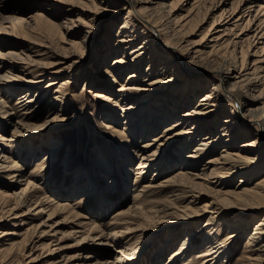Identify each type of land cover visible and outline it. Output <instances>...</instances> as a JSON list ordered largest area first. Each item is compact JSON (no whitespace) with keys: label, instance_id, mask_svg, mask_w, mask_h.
Masks as SVG:
<instances>
[{"label":"bare ground","instance_id":"obj_1","mask_svg":"<svg viewBox=\"0 0 264 264\" xmlns=\"http://www.w3.org/2000/svg\"><path fill=\"white\" fill-rule=\"evenodd\" d=\"M5 1L7 0H0V3ZM49 1L54 2L53 8L60 7L66 14L81 12L86 16L88 20L77 25L78 30L75 32L73 29L77 26L70 25L72 20L63 27L71 35L84 33V40L90 33L88 28L103 19L105 11L113 3V0H89L93 7L85 4L80 7L75 0ZM118 2L119 7L109 9L106 17L112 22L109 27H115L118 21L121 22L117 25L115 35L109 32L103 37L105 43L99 48L103 49L99 51L97 48V53L95 52V61L100 65L95 64L92 68L94 72L91 70L90 79L88 77L87 80L91 86L104 80L111 84L93 92V95L109 106L103 110L102 115L109 121L103 123L104 129L100 133L105 139L104 143L117 149L113 154L117 158L118 170L123 168L127 177H131L133 171L130 166L138 159L136 172H133L132 205L127 210L115 213L109 231L105 232L102 223L83 213V204L71 203L73 195H87V198L100 199V209L104 212L105 192L115 189L109 156L100 150L94 139L95 144L88 153L95 178L89 175L90 178L81 184L76 181L69 187L62 186L56 197L48 195L44 182L40 180L57 164L54 160L64 149L62 140H53L52 144L45 141V146L46 143L51 145L47 153H44V147L35 150L31 144L28 153L37 155L39 151L38 154L42 153V156L37 166L27 173L26 163L22 164L16 159L24 151L25 142L32 141V136H50V132L56 131L54 125L57 123H74L81 119L76 111L70 113L73 107L71 102L80 101L72 92V87L78 80L74 79V74L61 80L65 68L56 69L55 63L42 61L41 57L50 53L29 34L43 31L45 38L52 40L57 34L56 24L45 19L40 12L27 20L28 18H16L14 12L9 13L0 8V45L3 46L2 42L24 45L29 52L41 56L30 66V55L22 57L15 52L4 54L0 51V185L6 188L0 190V225L10 221L11 216L27 215L29 212L21 213H24L22 207L29 206V211L40 208V213L47 209L48 220L52 221L56 215L62 214L64 219L77 224L74 235L80 233L79 245H84L86 239L91 237L106 238L108 242L118 246L119 255L115 259L96 257L94 264H129L139 259L141 250L151 247L152 242L163 231L168 230V234L160 246L159 258L174 245L178 240L173 231L174 225L171 222L166 225L159 222L171 215L175 217L172 218L174 223L182 224L183 228L190 229L192 225L197 227L186 234L179 247L171 252L169 261L164 264H173L178 260L182 264H238L244 258L248 264H263L264 218L249 233L244 253L236 261L233 259L232 244L244 235L247 227L242 226L244 222L241 220L239 223L231 222L233 230L226 239H222L219 237L222 225L219 221H226L222 213L227 211L229 205L233 206V202L246 204L248 208L264 206V174L254 186L241 179L242 184L224 189L231 186L228 179L232 180L238 173L243 175L242 178H248L251 173L255 175L260 170L264 171V0H238L230 13L223 10L219 18L221 22L225 21L226 30L232 32L238 40L230 39L224 43L225 40L220 41L224 36H215L208 51L199 49L184 38L188 20L185 22L186 19L174 17L176 8L172 3L159 0ZM225 4L226 0H221L211 9L218 10ZM237 27H241V32H234ZM223 31L226 35L227 31ZM245 31H248L247 35L251 34L245 38L246 44L241 36ZM58 33L62 41H65L64 33ZM112 37L117 38L113 45L110 43ZM9 39L13 40L10 42ZM66 42L71 46L79 44L71 40ZM226 51L232 56L226 57ZM71 56H74L77 64L86 58V55L76 51L71 52ZM111 56L113 58L110 62ZM13 70L18 71L19 75H11ZM46 81L48 82L43 85ZM19 90L25 91L12 109L13 97ZM88 93L92 91L88 90ZM85 105L86 102H83V114L89 113ZM118 110L122 111L120 118L123 121L118 117ZM41 116L45 118L44 122L30 124L31 120ZM164 123L167 125L163 128ZM12 125L14 130L10 133L9 127ZM161 128L163 130L160 134L152 136ZM138 135L151 138L138 145L135 141ZM183 140L186 141L179 149L176 148L179 154L169 156L170 159L173 158V162L165 158L168 148ZM220 144H223V148L219 154L206 161V157L214 153ZM68 154L69 152L65 157L66 167L69 165ZM203 162L206 163L200 168ZM154 167L155 174L158 170L159 174L170 169L176 170L171 171L163 180L155 176L148 179L147 173ZM196 170L201 172L196 173ZM108 172L111 173V178H107L106 186L100 187L96 175L103 179ZM81 174L83 175L82 172ZM195 178L203 179V182L196 181L195 187L205 185L204 182L220 186L221 189L216 192L225 194L223 200L228 203L216 208L208 204L205 205L206 209L196 210L195 205L204 193H194L190 180ZM19 184L23 186L16 191L15 187ZM188 209L195 211L190 213ZM205 213L210 214L209 218L198 227V218ZM24 220L22 218L19 225H25ZM39 225L45 223H38L33 228H39ZM56 225L50 223L47 226L50 231H55ZM83 233L86 235H81ZM8 235H18V231L0 230L2 242L13 239ZM130 236L131 243L127 242ZM198 238H201V244L196 247L194 242ZM15 245L14 241L9 244L7 242L6 247L0 245V262L18 257ZM200 247L203 249L200 250ZM48 248L54 253L50 246ZM196 248L199 250L193 256L191 252ZM25 254V250L21 251V255ZM24 261L20 259L17 264H23Z\"/></svg>","mask_w":264,"mask_h":264},{"label":"rangeland","instance_id":"obj_2","mask_svg":"<svg viewBox=\"0 0 264 264\" xmlns=\"http://www.w3.org/2000/svg\"><path fill=\"white\" fill-rule=\"evenodd\" d=\"M76 1L79 2L78 5L80 7H82L83 4L88 5V7L90 6L93 7V5H90L91 2L89 3V0H75L74 2ZM159 1L167 2L168 4L172 3L176 8L174 17L181 18V20L186 19L185 22H187L188 20V22L185 25L186 29L184 28L185 31L184 38L186 37V39L190 43L195 44L199 49L203 51L209 50V46L213 44V39H215V36L218 35L224 36L220 40L221 42L225 40L224 43L230 39L238 40V38L236 39L235 35L232 34V32L230 31L228 32V30H226L227 25L224 23L225 21L221 22L219 18V15L223 10L230 13L233 10V5H235L238 0H226V4L222 8L215 11L214 9L212 10L211 8H214V6L217 5L219 2H221V0H159ZM53 3H54L53 1H49V0H7L4 3H0L1 9H5V11L9 13L14 12V15L17 16L16 18L19 19L28 18L27 20H29L30 16L40 12L43 13L45 19H49L54 24H56L57 27L55 28V31L57 34L52 40H47L45 38V34L43 35V31H34L29 33L32 38L38 40V42L41 44V47L47 48L50 55L42 56V57L37 56L36 53L29 52L24 45H19V46L9 45L3 42L1 43L3 46L0 45V51L1 53L4 54L5 53L7 54L9 52H15L20 54V56L22 57H25L26 54L30 55V60L27 59L30 62V66L33 65L34 60L36 61L40 57L43 58L42 61L53 62L55 63L54 66H56V69L65 68L63 69L65 71V74L62 75L61 80H64L68 76L74 74L73 76L76 77L74 79H77L78 81L74 83L72 87L73 90L72 92L78 96L80 101L78 103L71 102V104H73V107L70 109V113L73 114L76 111L81 117V119L76 120L74 123H67V124L57 123L56 125L58 126L54 125L56 131H54L53 133L50 132V136L41 137L42 134L41 136L39 135L36 138L32 136V141L28 140L27 142H25L23 147L24 151L22 152V154H18L16 159H18V161H21L20 163L22 164L26 163V173H27L30 170L34 169L35 166H37V163L40 157L42 156L41 155L42 153L38 154L39 151L37 155L28 153V149L29 146H31V144L34 146L35 150L44 147L43 151L44 153H47L50 149L51 146L50 144H52L53 140L56 139L62 140V143L64 144V149L58 154L57 158L54 160L56 161L57 164L51 167L50 173L45 174L44 177L40 180L41 182H44L46 186V192L48 193V195L52 196L53 194L56 197V195H58L59 192L61 191L60 188L62 186L69 187L71 184L73 185L76 181L78 183L80 182L81 184V182L83 181L85 182L88 178H90V176L92 178H95V172L94 170H92V165L88 151L91 152V148L95 144L94 140H96L97 144L100 147V150H102L104 153L108 154L109 156L108 157L109 162L113 167L112 176H113V180L115 181L114 182L115 189H113L112 192L109 190L105 192V197H103L105 200V202L103 203L104 212H102L100 209L101 200L100 199L97 200V198L96 199L92 197L87 198V195L80 196V194L78 193L77 196L73 195L70 201L71 203L80 202V204H83L85 210V212L83 213H85V215L87 216H91L92 219L98 220L99 223H102V227L104 228L105 232H108L110 228V223L112 222V216L118 211L127 210L129 206L132 205L133 203L132 202L133 201L132 195L134 190L133 182L135 178V173L133 174V172H136L135 166L138 162V159H135L130 166V168L133 171L131 177L129 178L127 177V174L123 168L120 167L121 169L118 170L116 164L117 158L114 155L117 149L116 147L114 148V146H108L107 143H104L105 139L100 133L104 129L103 123L109 121L106 120L104 117H102L103 110L105 111V109L109 108V106H107L105 102L95 99L93 95V92H96L97 90H101L102 87H106L111 84H109V81L104 80L102 82H97L96 86L94 84H92L91 86V84L88 83L89 80H87V78L90 76V72L92 68L95 67V64L98 66L100 65V63L99 64L96 63L95 57L97 50L102 46V43L103 44L105 43V41H103L104 40L103 37L105 36V34H109V32H111L112 35H115L116 30L118 29L117 25H119V23L121 22V20L118 21L115 27H109L111 20L108 17H106L107 16L106 13L109 11V9L113 10L116 9V7H119L120 3L118 2V0H113L112 5L108 7L107 10L105 11L104 18L100 19L97 23L92 24L91 28H88L90 30V33L88 34L86 40H84L85 38L83 36L84 33H80V35L79 34L71 35L67 33L66 30L63 28L66 23H69L70 20H72L71 22L72 24L70 25H76V26L79 25L84 20L85 21L88 20L86 16H84L81 12H77L74 15L66 14V12L61 10L60 7L53 8L52 7ZM96 7L100 8L98 6ZM230 22L228 24H230ZM77 28L78 26L73 29V32L78 30ZM109 29L112 30L108 31ZM223 30L227 31L226 35H224L225 33H223L224 32ZM57 31L64 33L65 41H62L63 39L61 35L59 36V33ZM234 32L237 33L241 32V27L235 28ZM247 32L248 31H245V33L241 35L243 36L242 39H244V41L248 35H251V34L247 35ZM9 40L11 42L13 39H9ZM66 40L77 41L79 44L71 46L66 42ZM110 40H111L110 43H112L113 45V43L117 40V38L112 37V39ZM246 43L247 42L245 41L244 44ZM102 49H99V51ZM73 51L74 52L76 51L78 54L86 55V58L82 63L77 64L74 62L75 58H73L74 56H71V52ZM224 53L226 57L232 56L229 53V51H226ZM112 58L113 56L109 58L110 62ZM15 59L18 58L15 57ZM238 59L240 62L241 61L240 53H238ZM20 68H21V64H20ZM92 72L94 71L92 70ZM11 75H19V73L18 71L13 70L11 71ZM47 82L48 81H46L43 85H45ZM114 88H117V86H114ZM88 90H91L92 93L89 94ZM23 91L25 90H19L16 96L13 97L14 101H12L11 103L12 109L14 108L13 105H15V102L21 99L20 97L23 95L22 94ZM83 102H86L85 105L86 110L89 113L86 114L82 113ZM121 115H122V111L118 110V117L121 121H123L122 117L120 118ZM44 121L45 118L41 116L39 119L35 118L34 120H31L30 124H34V125L41 124ZM165 125H167V123H164L162 127L164 128ZM163 128L157 130L152 136L160 134ZM9 129H10L9 131L10 133L13 132L14 126L13 125L10 126ZM139 136L140 135H138L137 138L135 139L138 145L142 144L143 142L151 138L148 136L147 137L146 136L139 137ZM45 141H47L50 144L46 143L45 146L44 144ZM185 141L186 140H183L182 142L177 143V145L170 146L168 148L165 158H168V160L173 162V158L170 159L169 156H171L172 154H179V151L176 148L179 149ZM27 143L28 145H26ZM193 145H195V143ZM192 148L194 149V146ZM221 148H223V144L222 145L220 144L214 153L208 155L206 157V161L219 154V152L222 150ZM67 151L69 152L68 154L69 165L66 167L67 162H65V157L66 154L68 153ZM184 152H186V150ZM1 156L2 154H0V157ZM205 163L206 162H203L200 165V168H203ZM174 170L176 169H172V170L170 169L169 171H164V172L162 171L161 174H159V170H158L157 173L155 174V167H154L153 169L148 171L147 178L150 179L151 177L155 176L156 178L163 180L171 173V171ZM81 172L83 173V175L81 174ZM195 172L200 173L201 170H196ZM263 174L264 171L260 170L259 172H256L255 175L251 173V175H249L250 177L245 178L244 176L242 178L243 175L238 173L234 177H232V180L231 178L228 179L229 180L228 182H230L231 186L226 187L224 189L226 190L231 189L232 187L237 186L238 184H242L241 179L249 183H252V186H254L255 183L258 182V180L260 181L262 179L261 176ZM79 176H81V178ZM96 178L98 182L101 184L100 187L106 186L107 178H111V173L109 172L108 174L106 173V176L102 177L103 179H100L101 178L100 175L99 176L96 175ZM196 181L203 182V179L195 178L190 180V184H192L194 190L196 191V192L194 191V193L197 195H199V193L202 192L204 193V195H201L202 197L201 196L199 197L200 198L199 203H196L195 205V207H197L196 210L206 209L205 205L208 204L211 207L213 206L212 208H216L222 206V204L225 206L228 203L227 201L223 200L225 194L216 192V190L221 189L220 186L216 187V184L213 185V183L204 182L205 185H200V186L196 185L195 187L194 183ZM144 183L145 182H143V184ZM22 186L23 184L22 185L19 184L18 186H16L15 187L16 191H19V189ZM1 189L2 191L6 190L4 186L0 185V190ZM22 208H23L22 211H24V213L21 212L22 214H26L27 212L29 213H27V215L24 216H22L21 214H18L17 217L11 216L9 217L11 219L10 221L3 222L2 225H0V230L18 231V235H13V236L8 235V237L13 238L12 240H5L4 242L0 240V245L4 247L7 246V242L9 244L10 242L14 241V243L16 244L15 245L16 247L14 249L15 252L18 251V257L7 259L5 261L0 262V264H17L20 259L25 260L23 264H58V263L83 264L87 262L88 264L89 263L94 264V261L96 262L95 259L96 257L100 259L113 260L116 258V256L119 255L118 246H116L112 242L111 244L110 242H108L109 240H107L106 238L105 239L94 238L95 239L94 240L91 239L90 237L89 239H86L87 241L84 245L82 244L79 245L78 243H79L80 233L74 235V230H75L74 227H77V224L70 222V220L64 219L63 217L64 215L62 214L56 215V217H54V219L50 221L47 219L49 214L47 209L44 210V212L40 213L39 212L40 208L37 210H34V208H32L30 209V211H29V206H25ZM193 211L195 210L188 209V212L190 213ZM222 214L224 215L225 217L224 220L226 221H224V223L222 222L223 220L219 221V223L222 224L220 227L221 228V233L219 235L220 238L226 239L230 234L231 230H233V228H231L232 225L231 222L239 223V220H241L244 222L242 226L244 228L247 227L246 228L247 231H245L244 235L234 240L232 244V247H234L233 259L236 261L244 253V246L247 238L249 237V233L253 231L255 225L264 218V206L262 208H260L259 206L248 208V205L246 204H239V203L236 204L235 202H233V206L229 205L227 211L223 212ZM209 215H210L209 213H205L198 218V220H200L198 227L200 225L202 226L206 222V220L209 218ZM22 218L25 219L24 220L25 225H19V223H21ZM172 218L173 217L170 215V217L167 216L165 217V219L159 220V222L160 221L164 222L161 223L162 225L164 224L166 225L169 222H171L174 225L173 231L178 236L177 238L178 240L174 243V245L170 247V249L168 248L164 256L162 258L161 257L159 258L158 252L160 250L161 244L164 243L166 240L168 230L160 233V236L152 242L153 245L151 247L149 246L146 250H141V252L139 253L140 256L139 259H136L133 262H130L129 264H164L165 262L169 261L171 252H173L175 248L179 247L181 241L188 232L194 231L197 227V225H192L190 229H188V227L183 228L182 224L174 223L175 221L173 219H175V217L173 219ZM41 222L45 223V225H39L40 226L39 228L38 227L33 228L34 226H36L38 223ZM50 223H53V226L59 223L58 225H56L57 228L55 231H50L51 229L49 228V226H47ZM116 225L119 226L118 224ZM232 227H234V225ZM241 230L243 231V229ZM24 231L26 232L25 234ZM42 235L45 237H41ZM81 235L85 236L86 234L83 233ZM127 239L129 240L127 241ZM127 239H126L127 242L129 243L132 242L131 236ZM194 243L196 244L195 245L196 247L199 246L201 244V238L196 239ZM49 246L53 249L52 251L54 253L49 251L48 248ZM22 249L26 251L25 256L21 255V251H23ZM201 249H203V247H200V250ZM198 250L197 248L196 250L194 249V251L192 250L193 252H191V254L194 256ZM87 253L91 255V257H87L89 256ZM173 264H182V261L178 260L175 261ZM238 264H248V263L247 260L244 258L239 260Z\"/></svg>","mask_w":264,"mask_h":264}]
</instances>
